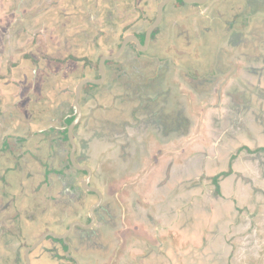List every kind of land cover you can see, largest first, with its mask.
Masks as SVG:
<instances>
[{"label": "crops", "instance_id": "obj_1", "mask_svg": "<svg viewBox=\"0 0 264 264\" xmlns=\"http://www.w3.org/2000/svg\"><path fill=\"white\" fill-rule=\"evenodd\" d=\"M257 2L264 0H222L207 7L216 18L209 24L213 28L171 55L191 77L183 83L171 80L165 95L158 97L150 96L156 89H144L142 99L126 102L124 113L110 115L119 124L126 120L116 130L125 144L119 152L111 148L101 165H113L120 153L125 171L121 179L112 176L110 192L125 205L126 225L116 230L129 257L139 256L135 264H234L232 243L240 229L245 243L256 236L252 221L264 206V21L256 22V15L264 19V3L261 12ZM62 12L67 17L60 20ZM72 15L82 19L78 0H0V146L5 140L17 143L12 157L3 159L0 152V188L8 191L0 199V214L4 225L14 229L7 219L20 209L18 225L22 232L24 224L27 228L25 238L13 247L19 253L50 227L45 223L50 209H40L51 204L45 184L51 180L55 190L59 187V167L47 156L41 163L47 145L36 142V133L64 129L71 110L59 114L57 100L44 88L51 79L41 55L50 49L58 54L59 30L75 20ZM46 37L54 47L44 44ZM29 54L36 60L10 97L3 82L11 71L16 77V66ZM203 55L208 61L196 68L193 62ZM52 64L56 74L51 83L57 87L65 82L67 67L57 60ZM133 106L136 118L126 119ZM99 111L95 116L105 118ZM167 113L176 117L179 129L145 126L149 119L163 123ZM61 147L67 149L64 140ZM17 161L12 171L6 170ZM119 180L126 184L120 191ZM14 194L20 197L15 200ZM132 208L142 215L138 231L129 215ZM37 252L30 251L29 257L36 260ZM132 260L127 264H134Z\"/></svg>", "mask_w": 264, "mask_h": 264}, {"label": "flooded vegetation", "instance_id": "obj_2", "mask_svg": "<svg viewBox=\"0 0 264 264\" xmlns=\"http://www.w3.org/2000/svg\"><path fill=\"white\" fill-rule=\"evenodd\" d=\"M160 1L78 0L83 12L82 19L72 15L75 20L71 17L72 21L67 23L66 28L59 30L58 48L60 50L56 51L58 54L53 53L54 49L40 54L44 60L50 59L51 62L57 60L66 65L65 82L55 87L51 82L56 73L50 70L48 77L51 82H47L44 88L50 89L51 96L57 100L59 114L65 115L67 108L71 110L64 129L52 128L53 134L50 135L45 134L44 131H39L41 134L36 133L38 135L36 142L47 145V155L42 158L41 163L46 161L47 156L49 162L55 160L59 167L57 181L59 187L55 190L54 182L47 181L44 190L51 204L40 208L54 209L57 221L47 223L50 227L42 233L46 231L66 233L64 239H54L50 235L45 238L51 243L46 256L49 264H127L133 257L132 261L135 264L139 258L137 255L129 257L128 247L122 243L120 233L116 230L126 225V213L123 210L126 209L125 205L115 192L114 195L110 192L112 176L113 179H121L125 171L121 164L120 153L113 158L115 161L113 165L109 164V167L101 165L111 148L119 152L125 144L124 138L116 130L124 128L126 120L124 124H119V122L111 121L110 115L124 113L126 102L132 97L142 99L141 92L144 89H156L150 96L158 97L165 95L166 84L168 85L171 80L175 79L183 83L185 79L191 77L188 69L175 62L171 55L174 50L188 47L192 39L200 41L202 33L213 28L209 24L216 18L205 5H217L222 0L191 2L197 5L198 9L202 7L203 9L200 11L195 9L189 13L182 11L183 0H169L163 6L161 21L148 35L147 45L140 48L133 40H128L118 57L112 60L105 59L101 77L99 69L101 56L115 52L126 36L133 35L144 45L148 27L156 16ZM64 16L67 17L65 12H62L59 16L60 20ZM177 17L179 20H176ZM200 19L202 22L199 26ZM156 42L161 43L163 53L161 57L158 54L155 56L152 51L149 52ZM44 44L54 47V43L47 37L44 39ZM52 68L53 66L50 69ZM59 72H61L60 69ZM83 79L99 81H86L79 94L81 116L72 130L75 144L73 157L78 163L79 167H77L70 159L71 143L67 136V127L74 118L72 104L75 87ZM131 84L132 87H129ZM102 99L106 101V104H99ZM99 107L102 115L105 113L103 115L105 118L95 116V111ZM135 108L133 106L127 109L126 119L128 116L136 118ZM167 115L163 123L159 119H149L145 126L153 131L163 128L171 131L179 129L180 125L176 117L171 113ZM31 134L20 138L18 143L26 141ZM48 136H53L51 142H48ZM89 136H93L94 140L90 141ZM61 140L65 141L66 150L61 147ZM12 142L7 144L5 140L0 146L3 159L10 158L15 153L17 143L14 144V140ZM27 150L23 151L27 152ZM61 153H64L63 158ZM18 161L6 170L12 171ZM92 187H95L100 195L92 190ZM125 187L124 180H119L116 186L118 191ZM94 204L96 205L93 207ZM76 209H81L79 215L75 212L62 221L65 212ZM129 215L135 222V231L140 230L139 222L142 220V215L138 214L134 208L130 210ZM10 218L12 220H9ZM18 219L17 213L7 219L14 229H11L8 224L0 226V233L6 231L8 245L12 241L19 240L18 235L21 237L22 229L18 225ZM253 226L256 227V236L253 234L248 243L244 242L241 229L232 243L234 264H264V206L255 212L252 228ZM13 250L12 255L0 254V264H26L23 253H19L18 247ZM36 256H34L35 259Z\"/></svg>", "mask_w": 264, "mask_h": 264}, {"label": "water", "instance_id": "obj_3", "mask_svg": "<svg viewBox=\"0 0 264 264\" xmlns=\"http://www.w3.org/2000/svg\"><path fill=\"white\" fill-rule=\"evenodd\" d=\"M169 0H161L158 5H157V9H156V16L154 18V20L151 22V24L149 25L148 27V31H147V34H146V39L144 41V45H142L138 39L133 36V35H129V36H126L119 48L109 54V55H105V56H101L100 60H99V69H100V75L101 77L103 76V68H104V61L105 59H108V60H112V59H115V57H118L124 47V45L126 44V42L128 40H133L135 42V44L138 46V47H145L147 45V41H148V35L150 33V31L157 25L159 24V22L161 21L162 19V10H163V6L168 2ZM183 1H186V2H200L201 0H183ZM256 22L257 23H261L264 21V19L262 18L261 15H256ZM222 24H224V22L222 21L221 22ZM223 31V29H221V32ZM161 43L158 42L157 46L160 47ZM30 56H28L24 62L18 64L15 68V74H16V77H14V72L11 71L10 72V75L8 77H6V80L8 81H5L3 82L4 83V86L6 85H9V89H8V94L10 97H13L14 96V93L12 92V89L15 87V85L17 84H20L21 85V79H24L25 78V73L28 69V65L30 63H34L36 58L34 55H31L29 54ZM155 56H158L156 53L154 54ZM207 56L206 55H203L201 56L200 58L198 59H195V61L193 62L194 66H196V68H202L204 67L205 63L207 62ZM28 62V63H27ZM53 66L52 62L50 59H47L45 60V63L43 65V69L45 70V72L47 74H49L50 72V68ZM86 81H91V82H98L99 80H95V79H83L81 80L77 86L75 87V97L73 99V104H72V107H73V114L74 115V118L72 119V121L68 124V127H67V136L69 138V141L71 143V150H70V159L72 160V162L77 166H78V163L75 162L74 160V157H73V154H74V150H75V144H74V141H73V136H72V130H73V127L76 123H78V121L80 120V116H81V109H80V104L78 102V98H79V94H80V91H81V87L82 85L86 82ZM99 115H102V111H99ZM105 114V113H104ZM103 114V115H104ZM102 115V116H103ZM87 168V167H86ZM92 190L96 191L99 194V191H97V189L95 187H92ZM8 194V191H5L4 189L0 188V199L4 196H6ZM15 200H17V198L20 197L17 196L16 197V194L13 195ZM96 204L93 205V207L95 206ZM91 207V209L93 208ZM18 209V208H17ZM69 211V210H68ZM71 211V210H70ZM77 213L78 215L80 214L81 212V209H76L74 211H71V212H65L64 214V217L62 218V221H65L66 218L65 217H70L72 214L74 213ZM15 213L18 214V222L20 221V218H21V212H20V209H18ZM14 213V214H15ZM67 214H69L68 216H66ZM45 223H51L52 221L55 223L57 220H55V217H56V211L55 210H52L50 209L48 214L45 216ZM5 217L2 216L0 214V226H3L4 223H5ZM44 221V220H43ZM38 222H34V224L32 225L33 227L35 225H37ZM81 225V224H80ZM20 228L22 229V227L20 226ZM26 225L24 224V230L21 234V237L18 235L17 238L21 241L22 238H25V235H26ZM70 229L72 228V224L70 225L69 227ZM29 232H27L28 234ZM50 235L52 238L54 239H64L66 233H63V234H58V233H54L52 231H46L44 233H42L33 243H31L30 245H28L23 253H24V256L26 258V264H30V260H29V252L32 251V250H38L37 252V256H36V260L39 262H43V260L46 259V256H47V250H48V246L51 244L50 242H47V240H45V238ZM0 236H2V238H0V254H4V255H12L13 254V247H14V243H16L17 241H12V237H11V241L10 244L8 245L6 243V239L8 238V236L6 235V231L4 230V232H1L0 233ZM9 248H11V250L9 251Z\"/></svg>", "mask_w": 264, "mask_h": 264}, {"label": "rangeland", "instance_id": "obj_4", "mask_svg": "<svg viewBox=\"0 0 264 264\" xmlns=\"http://www.w3.org/2000/svg\"><path fill=\"white\" fill-rule=\"evenodd\" d=\"M246 3H247V0H244ZM263 3L264 2H262V3H258L257 2V6L258 7H261V8H257V11H263V10H261L262 8H263ZM181 5H182V11H183V13H189V12H191V11H194L195 9L196 10H198V11H200V10H202L203 9V7L200 9H198L197 8V5L195 6L194 4H192L191 2H186V1H182V3H181ZM205 7L207 8V7H209V4L206 6L205 5ZM169 8V7H168ZM176 20H179V17H177V19ZM157 47V48H156ZM113 49V48H112ZM159 50L161 51V46L160 47H158V46H155V44H153V46L149 49V52L150 51H152V52H154V53H159ZM164 50V49H163ZM165 53H166V51H165ZM23 259H24V262L26 261V258H25V256H24V253H23ZM30 259V264H49V261L48 260H43V262L41 261H39V262H37L36 260H32L31 258H29Z\"/></svg>", "mask_w": 264, "mask_h": 264}]
</instances>
